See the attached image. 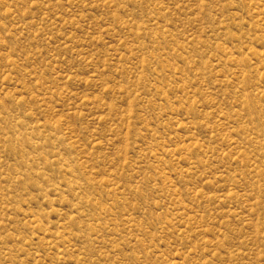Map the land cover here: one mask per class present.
Here are the masks:
<instances>
[{
  "label": "rangeland",
  "instance_id": "1",
  "mask_svg": "<svg viewBox=\"0 0 264 264\" xmlns=\"http://www.w3.org/2000/svg\"><path fill=\"white\" fill-rule=\"evenodd\" d=\"M0 264H264V0H0Z\"/></svg>",
  "mask_w": 264,
  "mask_h": 264
}]
</instances>
